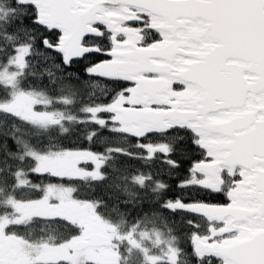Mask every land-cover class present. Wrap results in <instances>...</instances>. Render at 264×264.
Segmentation results:
<instances>
[{"label": "snow or ice", "instance_id": "snow-or-ice-1", "mask_svg": "<svg viewBox=\"0 0 264 264\" xmlns=\"http://www.w3.org/2000/svg\"><path fill=\"white\" fill-rule=\"evenodd\" d=\"M0 264H264V0H0Z\"/></svg>", "mask_w": 264, "mask_h": 264}]
</instances>
